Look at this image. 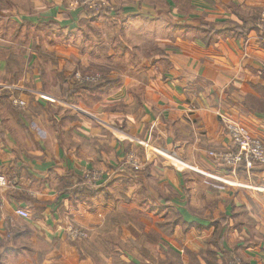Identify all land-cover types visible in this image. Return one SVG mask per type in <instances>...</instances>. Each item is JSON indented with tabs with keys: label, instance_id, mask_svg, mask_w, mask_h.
I'll use <instances>...</instances> for the list:
<instances>
[{
	"label": "crops",
	"instance_id": "0c3cea01",
	"mask_svg": "<svg viewBox=\"0 0 264 264\" xmlns=\"http://www.w3.org/2000/svg\"><path fill=\"white\" fill-rule=\"evenodd\" d=\"M10 1L0 175L15 185L0 188V264H264V165L231 172L208 156L234 150L219 114L264 145V0H108L89 23L122 22L154 53L109 51L115 84L69 99L59 83L73 88L84 15L71 0ZM88 171L101 180L79 188Z\"/></svg>",
	"mask_w": 264,
	"mask_h": 264
},
{
	"label": "rangeland",
	"instance_id": "374dc122",
	"mask_svg": "<svg viewBox=\"0 0 264 264\" xmlns=\"http://www.w3.org/2000/svg\"><path fill=\"white\" fill-rule=\"evenodd\" d=\"M71 1L73 6L78 10V13L84 15L79 19L78 31L75 34L77 37V43L79 49L78 56L81 60L79 62L78 69L72 73V77H73L72 87L76 85V86H88L90 88V87H96L98 85H102L101 88L99 87L96 89L94 88L92 89V90H102L105 89L106 86H108L109 84L112 85L115 84L110 82L111 79H109V75H110L109 72L111 71L107 70L106 68H103L104 66L103 64L105 63V56L109 51L113 52L115 57L123 54L130 59L135 57V53L139 51L140 47H142L141 51L145 52L146 55L154 53V50L152 51L150 50L149 44H147L148 40L143 35L129 31L127 33H123V31L119 29V27H121L122 25V22H116L115 24H113L110 23V20L108 19L106 21L103 20V22L102 20L95 21L97 25H92V23L91 24L89 23L88 21L89 17H98L99 14H103V13L109 14L110 11L113 10V7L111 6L112 4H110L108 0H71ZM12 7L13 5L10 0H0V15L2 17L6 16L7 14L10 13ZM263 10L264 8L261 9L259 13ZM259 13L257 14L255 25L258 28V30L261 31V33L264 35V28H260L258 26ZM100 26H102L105 29L111 31H118V32L107 35L105 32H103L102 29H100L101 28ZM117 36H120V38L117 39ZM157 36L159 40H163L165 34L159 33ZM62 41H64V37ZM156 54L158 55V57L160 56L162 57L164 55L163 50L160 48L156 50ZM86 58L87 61L92 60L98 66H93V67L89 66V62H87L88 64H86V62L84 61ZM94 76H98L99 78L98 79L94 78ZM59 84L62 90V97L64 99H69L71 94H69L67 90L70 89L66 85L65 80L61 81ZM87 93L89 92H84V94L81 95L86 96ZM223 115L228 117L225 114ZM228 118L231 119L230 117ZM130 155L131 154H128L125 158L127 159V157H129ZM75 229H80L85 231L88 236V231L86 229H81V228H75Z\"/></svg>",
	"mask_w": 264,
	"mask_h": 264
},
{
	"label": "built area",
	"instance_id": "2783aa9c",
	"mask_svg": "<svg viewBox=\"0 0 264 264\" xmlns=\"http://www.w3.org/2000/svg\"><path fill=\"white\" fill-rule=\"evenodd\" d=\"M100 7V6H99ZM258 26L264 28V10L259 13ZM94 78H99L94 76ZM88 80V78H87ZM11 104L16 107L23 109L25 103L19 99L11 100ZM223 129L230 139L234 150L232 151H210L208 156L222 167L227 168L229 171L234 172L239 167L245 169L251 168L253 165H264V146L256 138L252 137L247 130L242 127L236 121L229 119L223 114L218 115ZM126 166H129L132 170H140V165L137 162L134 155L127 157L124 162ZM102 178V173L97 171L86 172L80 180L76 181L75 185L79 188L82 187H95ZM15 181H9L4 176L0 175V188L10 187L13 188ZM76 187V186H75ZM16 215L23 219L29 218V213L23 209H17ZM68 236L73 241H79L87 237V233L80 229L70 228L68 230Z\"/></svg>",
	"mask_w": 264,
	"mask_h": 264
},
{
	"label": "trees",
	"instance_id": "16d2710c",
	"mask_svg": "<svg viewBox=\"0 0 264 264\" xmlns=\"http://www.w3.org/2000/svg\"><path fill=\"white\" fill-rule=\"evenodd\" d=\"M99 87L101 88L102 85H98L96 87H90V88L88 86H76L75 85L72 89L67 90V91H68L69 94H72V95H74V94H84V92H91V91H93L92 90L93 88L96 89V88H99Z\"/></svg>",
	"mask_w": 264,
	"mask_h": 264
}]
</instances>
